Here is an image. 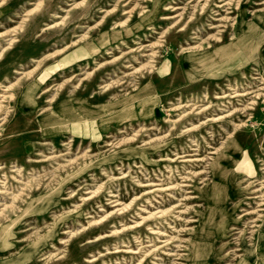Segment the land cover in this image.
I'll list each match as a JSON object with an SVG mask.
<instances>
[{
  "label": "rangeland",
  "instance_id": "rangeland-1",
  "mask_svg": "<svg viewBox=\"0 0 264 264\" xmlns=\"http://www.w3.org/2000/svg\"><path fill=\"white\" fill-rule=\"evenodd\" d=\"M68 54L80 56L40 79ZM260 78L264 0H0V264H240L261 254ZM233 137L245 154H233ZM254 188L257 200H246ZM222 214L235 230L213 229ZM202 228L210 253L191 263Z\"/></svg>",
  "mask_w": 264,
  "mask_h": 264
},
{
  "label": "bare ground",
  "instance_id": "bare-ground-1",
  "mask_svg": "<svg viewBox=\"0 0 264 264\" xmlns=\"http://www.w3.org/2000/svg\"><path fill=\"white\" fill-rule=\"evenodd\" d=\"M37 1V0H36ZM64 1V0H63ZM83 1V0H82ZM123 2V1H122ZM219 2H223V1H219ZM83 3V2H82ZM75 4H76V2H75ZM177 4V3H176ZM217 4V3H216ZM80 5V4H79ZM224 5H226V4H222L221 3V5H218L217 6V8H221V7H223ZM77 6V5H76ZM256 8V7H255ZM34 9V8H33ZM112 10V9H111ZM141 10V9H140ZM128 11V10H127ZM222 14V13H221ZM55 15V14H54ZM66 15V14H65ZM67 16V15H66ZM25 17V16H24ZM124 17V16H123ZM26 18V17H25ZM24 19V18H23ZM64 19V18H63ZM185 19V18H184ZM233 21H234V25L237 27V25L239 24V22L241 21V20H239V18L238 17H235V18H233ZM121 22V21H120ZM213 23V22H212ZM55 24V23H54ZM79 25V24H78ZM213 25V24H212ZM16 26V25H15ZM51 26H53V25H51ZM181 26V25H180ZM179 27V26H178ZM13 29V28H12ZM18 29H19V27H18ZM210 32H211V30H210ZM10 33H12V32H10ZM204 35V34H203ZM101 38V37H100ZM5 39V38H4ZM250 39V38H249ZM258 41V40H257ZM8 42V41H7ZM10 42H12V41H10ZM9 42V43H10ZM261 42V41H260ZM258 43V42H257ZM7 45V44H6ZM5 45V46H6ZM4 47V46H3ZM218 47H220V46H218ZM226 47V46H225ZM240 47V46H239ZM248 47V46H247ZM76 48V47H75ZM80 48V47H79ZM78 48V49H79ZM255 49V48H254ZM2 50V49H1ZM93 50V49H92ZM71 51V50H70ZM107 51H109V50H107ZM239 51V50H238ZM242 51V50H241ZM256 51V50H255ZM60 52V51H59ZM77 52H78V50H77ZM253 52V51H252ZM81 53V52H80ZM79 53V54H80ZM255 53V52H254ZM76 54V53H75ZM75 54H68V55H66V56H64V57H62L59 61H57V62H55L53 65H51V66H49V67H47L46 69H45V71H43V73H42V76L40 77V79L42 78H44L45 77V74H48V75H51L55 70H57V69H59V68H61V67H65V66H68V65H70V64H72V63H75L77 60H78V58H79V56H77V55H75ZM82 54V53H81ZM244 54V53H243ZM251 54V53H250ZM216 55V54H215ZM214 55V56H215ZM228 55V54H227ZM231 54H229V56H230ZM249 55V54H248ZM247 55V56H248ZM256 55V54H255ZM82 56V55H81ZM253 56V55H252ZM85 57H87V56H85ZM103 57V56H102ZM218 57V56H217ZM232 57V56H231ZM238 57V56H237ZM255 57V56H254ZM81 59V58H80ZM99 59V58H98ZM229 59V58H228ZM240 60V59H239ZM143 61V60H142ZM225 61V60H224ZM233 61V60H232ZM233 62H236V61H233ZM243 62V61H242ZM202 63V62H201ZM204 63H205V61H204ZM209 63V62H208ZM237 63V62H236ZM240 63H241V61H240ZM256 64V63H255ZM78 65V64H77ZM82 65V64H81ZM205 65V64H204ZM237 65V64H236ZM235 65V66H236ZM241 65V64H240ZM71 66V65H70ZM229 66V65H228ZM234 66V67H235ZM257 66V65H256ZM62 69V68H61ZM137 69V68H136ZM237 69V68H236ZM82 70V69H81ZM80 70V71H81ZM228 70V69H227ZM234 70V69H233ZM24 72V71H23ZM227 72V71H226ZM232 72V71H231ZM121 81V80H120ZM3 83V82H2ZM41 83V82H40ZM258 83V89L259 90H264V79L262 78H260L259 79V81L257 82ZM248 86V85H247ZM6 88V87H5ZM1 90V89H0ZM30 93V90H28L27 91V93L26 94H29ZM236 93V92H235ZM225 94V93H224ZM223 94V95H224ZM9 95V94H8ZM2 97H3V95H2ZM11 98V97H10ZM212 102V101H211ZM219 102V101H218ZM217 104V103H216ZM188 106H190V104L189 105H187V107ZM194 106V105H193ZM203 106H205V105H203ZM180 107H186L185 105H183V106H180ZM191 108V107H190ZM232 108V107H231ZM200 109V108H199ZM139 110V109H138ZM189 111V110H188ZM229 111V110H228ZM138 112V111H137ZM182 113V112H181ZM199 113V112H198ZM55 116V115H54ZM220 116H221V114H220ZM1 117H2V115H1ZM212 117V116H211ZM213 117H215V116H213ZM168 119V118H167ZM94 121V120H93ZM92 121V122H93ZM190 122V121H189ZM241 122V121H240ZM234 123V122H233ZM91 125H94V124H91ZM87 126V125H86ZM220 126H221V124H220ZM180 130V129H179ZM156 131V130H155ZM194 138V137H193ZM231 143H233V150H231V151H233V154H235V155H239L240 153L243 155V154H245L246 152H244V149H242L241 148V145H239V143H238V139L236 138V137H233L232 139H231ZM164 146V145H163ZM196 147V146H195ZM212 147V146H211ZM127 150V149H126ZM141 151H139V153H140ZM165 153V152H164ZM229 153V152H228ZM214 154V153H213ZM182 155V154H181ZM161 157V156H160ZM200 157V156H199ZM66 158V157H65ZM106 159V158H105ZM104 159V160H105ZM153 159V158H152ZM196 159V158H195ZM88 160V159H87ZM104 160H102V161H104ZM226 160V157H225V155H223V154H220L219 156H217V157H215L213 160H211V163H210V165H211V168L213 169V175L215 176V177H217L218 178V175L220 176V174L218 173V164L219 163H223L224 161ZM54 161V160H53ZM101 161V162H102ZM58 162V161H57ZM59 163V162H58ZM193 163V162H192ZM226 164V163H225ZM142 165V164H141ZM190 165V164H189ZM235 165V164H234ZM97 166H98V164H97ZM180 166V165H179ZM202 166V165H201ZM13 167V166H12ZM165 167V166H164ZM218 167V168H217ZM143 168V167H142ZM172 168H173V166H172ZM187 169V168H186ZM189 169V168H188ZM201 169V168H200ZM195 171V170H194ZM240 172H244V173H246L245 174V176H246V178L247 179H244V181H248V179H253L254 178V175H255V172H254V170L253 169H250V170H247V169H240L239 170ZM73 173V172H72ZM123 174V173H122ZM168 175V174H167ZM71 176V175H70ZM182 176V175H181ZM184 176H186V175H184ZM158 177V176H157ZM159 178V177H158ZM27 180V179H26ZM62 180V179H61ZM167 180V179H166ZM175 180V179H174ZM180 180V179H179ZM199 181V180H198ZM24 182V181H23ZM149 182V181H148ZM155 182V181H154ZM254 181H250L248 184H251V183H253ZM141 183V182H140ZM155 183H157V182H155ZM164 183V182H163ZM172 184V183H171ZM170 184V185H171ZM179 184V183H178ZM173 185V184H172ZM164 186V185H163ZM221 186V184L220 183H217V181H214V183H213V187H212V190H211V192H209V194H208V199H209V203H212V205H215V204H217L219 201H220V196H219V187ZM56 187V186H55ZM54 187V188H55ZM60 187V186H59ZM165 187V186H164ZM253 187V186H252ZM255 187V186H254ZM160 188V187H159ZM2 190V189H1ZM57 190V189H56ZM96 190V189H95ZM145 190V189H144ZM50 191V190H49ZM58 191V190H57ZM184 191V190H183ZM93 192H94V190H93ZM259 192H260V190L259 189H253L251 192H250V194L251 195H256V197L255 196H251L250 198L248 197V198H245L246 200H257V198H258V196H257V194H259ZM16 193V192H15ZM14 193V194H15ZM53 193V192H52ZM91 194V193H90ZM109 194V193H108ZM111 194V193H110ZM170 194V193H169ZM88 195H89V193H88ZM7 196V195H6ZM10 196V195H9ZM245 196V195H244ZM264 196V195H263ZM51 198V197H50ZM148 198V197H147ZM175 198V197H174ZM178 198V197H177ZM176 198V199H177ZM10 200V199H9ZM155 200V199H154ZM158 201V200H157ZM262 202L264 201V199H262L261 200ZM112 202H116V201H112ZM123 203V202H122ZM173 203V202H172ZM149 204V203H148ZM168 204V203H167ZM4 205V204H3ZM117 204H115L114 206H116ZM141 205H143V204H141ZM169 205V204H168ZM261 205H264V204H261ZM2 206V205H1ZM171 206V205H170ZM251 206V205H250ZM253 206V205H252ZM117 207V206H116ZM122 207H123V205H122ZM161 207V206H160ZM2 208H3V206H2ZM121 208V207H120ZM143 208V207H142ZM167 208H169V207H167ZM123 209V208H122ZM182 209V208H181ZM120 210V209H119ZM138 210V209H137ZM148 210V209H147ZM154 210V209H153ZM156 211V210H155ZM151 213V212H150ZM241 213V212H240ZM107 214V213H106ZM159 214V213H158ZM138 215V214H137ZM146 215V214H145ZM144 215V216H145ZM152 215V214H151ZM155 215V214H154ZM157 215V214H156ZM103 216H105V215H103ZM102 216V217H103ZM148 216H150V215H148ZM187 217V216H186ZM145 218H147V215H146V217ZM170 219V218H169ZM95 220V219H94ZM97 221L99 220V219H96ZM101 220V219H100ZM229 220H230V217H229V214H222V216H220L219 218H218V220H215L213 223V229L215 230V231H217V232H219L220 234H222V232H223V230H225V229H228L229 231H233V230H235L234 229V227H229L228 226V222H229ZM136 222V221H135ZM137 222H139L138 220H137ZM159 222V221H158ZM242 222V221H241ZM140 223V222H139ZM173 223V222H172ZM137 224V223H136ZM129 225V224H128ZM154 225V224H153ZM177 225H179V224H177ZM157 226V225H156ZM169 226V225H168ZM123 227H124V225H123ZM149 227V226H148ZM179 227V226H178ZM177 228V227H176ZM179 228H181V227H179ZM239 228V227H238ZM118 229V228H117ZM120 229V228H119ZM175 229V228H174ZM113 230V229H112ZM176 230V229H175ZM115 231V230H114ZM117 231V230H116ZM158 232H159V230H158ZM157 232V233H158ZM170 232V231H169ZM205 232V229H200V231H199V235H197L196 237H195V239L192 241V245H191V247L190 248H188L189 249V253H188V259H189V261L191 262V263H195V262H198V260H199V258H200V256L202 255L201 254V251H203V255L205 254H209L210 253V246H211V240H210V238L208 237V236H206L205 235V237L204 236H202V233H204ZM176 234V233H175ZM170 235V234H169ZM171 236V235H170ZM174 236V235H173ZM140 237V236H139ZM146 237H147V235H146ZM182 237V236H181ZM161 239V238H160ZM163 239V238H162ZM166 239V238H165ZM138 240V239H137ZM257 243L259 244V247H260V249L263 251V247H264V219H263V221H262V224L260 225V227H259V232H258V240H257ZM144 244H146V243H144ZM149 244V243H148ZM175 244V243H174ZM140 246V245H139ZM119 247V246H118ZM117 247V248H118ZM234 247V246H233ZM33 248V247H32ZM132 248V247H131ZM137 248V247H136ZM122 249V248H121ZM253 249V248H252ZM136 250V249H135ZM142 250V249H141ZM172 250H174V249H172ZM132 251V250H131ZM161 251V250H160ZM166 252H168L167 250H165ZM247 251V250H246ZM175 252V251H174ZM134 253H136V252H134ZM176 253V252H175ZM240 253V252H239ZM255 252H253L252 250L250 251V252H248L247 251V253H246V255L243 257V259L241 260V262H240V264H249L250 263V261H252V259H255L256 258V264H264V259H259L258 260V258H259V256H261L263 253H264V251L261 253V254H259V255H257V253L256 254H254ZM21 256V255H20ZM23 256V255H22ZM152 256V255H151ZM156 257V256H155ZM162 257V256H161ZM176 257V256H175ZM264 257V256H263ZM139 259V258H138ZM27 260V259H26ZM16 261V260H15ZM21 261V260H20ZM17 262H18V260H17ZM171 262V261H170ZM16 263V262H15ZM161 263V262H160ZM225 263V262H224ZM17 264V263H16ZM156 264V263H155ZM169 264V263H168Z\"/></svg>",
  "mask_w": 264,
  "mask_h": 264
}]
</instances>
